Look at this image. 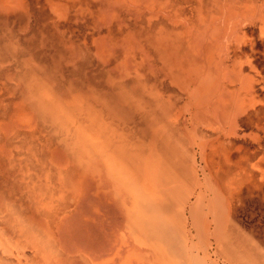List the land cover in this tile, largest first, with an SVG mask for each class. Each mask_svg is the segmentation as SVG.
I'll use <instances>...</instances> for the list:
<instances>
[{
  "label": "bare ground",
  "instance_id": "bare-ground-1",
  "mask_svg": "<svg viewBox=\"0 0 264 264\" xmlns=\"http://www.w3.org/2000/svg\"><path fill=\"white\" fill-rule=\"evenodd\" d=\"M156 42L160 44V53L163 55L164 51L166 58L167 44H163L162 40ZM171 45L175 46V53L172 54L177 60L174 66L173 55L169 52L170 61H167L175 70L169 71L168 75L175 88H179V120L166 121L165 103L152 93V89H146L142 84L143 63L135 58L132 60L135 74L131 76L128 71L125 77L130 75V82L138 83L137 89H129L128 84L120 82L111 90L104 85L88 92H80L81 82L75 85L72 79L64 84L58 81L53 73L62 70L59 60L53 59L52 66L40 63L33 66L29 64L31 61L25 59L26 65H21L20 72H12L15 69L10 67L5 70L7 74L13 73L14 80L18 81L20 88L23 87L15 105L6 108L4 115L0 111V128L3 123L11 131V134L6 133L8 137H5V142L10 147L15 146L12 139L19 134L15 125L36 131L52 124L51 129H55L58 135L54 134L56 140L53 136L49 141H55L71 151V148L81 150L79 162L83 158L85 171H89L90 163L87 162L92 160L93 146L129 145L132 158L128 164L129 167L132 164L130 176L133 177V181H129L136 184L135 178L143 177L144 193L150 192V195L146 193L144 196L141 207L143 216L149 218L144 221L145 225L148 229L152 227L147 239L151 240L149 243L152 245L153 241H164V248L169 249L165 252L174 262L171 264H264L258 251L248 246L240 234H235L232 218V202L242 190L247 188L251 191L258 187L264 191V94H254L256 78L249 74L246 85L250 92L243 100L239 93L240 84L237 85L235 80L228 85L231 94L226 99L218 100L220 98L215 97V92L210 89L212 83L220 79L217 70L205 77L200 64L194 70L186 69L178 56V44ZM254 45L252 38V50ZM215 54L219 55L217 52ZM3 56L4 60L13 55ZM258 61L254 68H261L264 73V53L263 59ZM80 71L85 73L83 69ZM228 78L233 79L230 75ZM109 79L107 76L106 80ZM251 82L254 85L250 86ZM172 93L177 100L176 92ZM206 98L218 103V108L227 111L231 118L222 120L221 124L212 121V116L207 115ZM187 126H190L189 131ZM236 126L251 130L242 136L244 139L249 137L250 142L238 144L233 140ZM32 132L31 138L34 135ZM0 135H4L1 130ZM30 145L35 158H40L41 172L45 174V181L34 185L30 192L38 195L37 199L42 204L41 213L49 222V231L43 235L28 224L22 228L27 223L25 218L18 224L8 222L9 219L4 222L12 229H21L26 242L33 233L38 243L45 244L44 249L51 260L52 256L58 254L54 229L69 211L67 198L76 196L77 182L82 178L79 175L73 180L74 183L65 182V171L57 170L56 165L45 156L44 150L34 142ZM69 154L72 156V153ZM34 159L28 161L35 167ZM69 160L66 156L64 162ZM114 179L116 183L120 182L118 176ZM175 185L180 188L179 197L172 200L169 190ZM158 192L161 194L155 200L153 195ZM133 202L135 204L137 200ZM7 209L8 217H20L16 215L17 208L9 205ZM158 224L160 227L155 228ZM157 252L160 251H154ZM2 263L13 264L0 260Z\"/></svg>",
  "mask_w": 264,
  "mask_h": 264
},
{
  "label": "rangeland",
  "instance_id": "rangeland-1",
  "mask_svg": "<svg viewBox=\"0 0 264 264\" xmlns=\"http://www.w3.org/2000/svg\"><path fill=\"white\" fill-rule=\"evenodd\" d=\"M161 26L165 27L168 36L178 34V38H174L187 58L185 68L194 67L197 57H214L212 52L209 53L212 49L221 52L225 65L228 64V75L235 79L243 73H251L250 66L263 59L264 0H0L2 115L6 108L15 105L23 88L14 80L13 73H6L9 67L15 69L12 72H20L26 65L25 59L33 66L39 63L52 66L53 59L59 60L62 70H57L54 76L60 83L72 79L76 85L90 82L94 75L99 76L104 71L118 76L119 70L129 71L133 76L135 67L131 59L134 57L146 66L143 75L148 76L154 67L145 40L156 39L161 34ZM254 37V56L250 57L252 64H249L246 56L250 45L246 44L243 50L240 48ZM174 38H170V44L174 43ZM173 48L174 45L168 46L170 53ZM2 54L13 56L3 60ZM124 54L128 56L124 67H115L118 64L116 57ZM239 68L244 72L234 73ZM252 85L254 82L250 83ZM206 104L208 117L212 116V121L221 124L223 113L218 103L209 99ZM15 128L19 134L12 139L13 147L5 142L6 133L11 134L8 126L2 123L0 128L4 134L0 135V260L13 264L122 262L127 249L119 237L126 238L124 221L106 194L98 193V177L96 181L92 178L85 180L75 209L54 231L58 254L51 260L44 249L45 244L38 243L33 233L26 242L21 229H12L4 222L9 219L8 222L18 224L25 218L38 225V231L43 235L48 231L49 222L41 213L38 195L30 192L34 185L45 181L41 160L32 154L30 144L34 142L39 148L51 152L53 146L49 148L48 144L53 130L49 126L36 131L21 125H15ZM30 131L34 133L33 138L29 137ZM250 131L245 126H236L233 140L238 144L250 142L249 137H242ZM30 159H34L35 167L28 161ZM51 161L53 164L63 163L64 156L55 151ZM104 185L101 191L108 190L106 182ZM232 203L235 234H240L264 260V191L258 187L251 191L245 188ZM9 205L17 208L16 215L20 217L6 215ZM126 244L130 242L127 240ZM118 249H121L122 257L109 260Z\"/></svg>",
  "mask_w": 264,
  "mask_h": 264
},
{
  "label": "crops",
  "instance_id": "crops-1",
  "mask_svg": "<svg viewBox=\"0 0 264 264\" xmlns=\"http://www.w3.org/2000/svg\"><path fill=\"white\" fill-rule=\"evenodd\" d=\"M160 30H161L160 31L161 34H158L156 36V39L154 38L150 40L147 38L144 44L145 47L147 48L148 54L150 56H153L151 63L155 71L152 70L150 75L144 76L143 69L146 68V66L142 64L141 74L144 76L142 78V81H143L142 84L146 86V89H152V93L156 94L157 97L160 98L165 103L164 107L167 110V112L165 111L166 113L165 118H166V121L169 122V121H173V119L179 120V118H181L180 117L181 101H180L179 88L178 89L175 88V86L171 82L172 80L169 78L170 76L168 75L169 71L175 70L174 67L171 68V64H169L168 62L170 61L168 46H171V44L169 43V40L172 37L178 38V34L171 35V36L166 35L165 27L163 26L160 27ZM251 39H249L248 42H246L245 44H242L243 47L241 46L240 49L243 50L246 44L250 45ZM157 40H160V41L162 40L163 44H167L166 49L168 51V56L166 58L164 56V51H163V55L160 53V44L156 42ZM255 40L256 38L254 37L253 41L255 42ZM176 42L177 40L174 38L173 44H178ZM178 46H179V48L177 49L179 51L178 56L181 59L182 65L184 66V64L186 63L185 60H187V58L185 57V54L183 50L181 49V46L179 44ZM6 48L8 49L9 47H6ZM172 51L174 54L175 46L172 49ZM210 52H212V54H214L215 56L214 57L210 56L209 58L207 56L206 58H203V59H201V57L200 58L197 57L198 59H197L195 66L194 67L191 66L186 69L194 70L195 68H198L197 66L200 64V68L202 67L203 69L202 71L204 73L203 75L205 77H207L209 73L210 75L212 73H215L217 70L218 74H220V79L219 81L212 83V88L210 87V89H212V91L215 92L216 94L215 97L220 98L219 100L223 98L226 99L230 95V92L228 91V85L231 84L235 80L237 85L240 84L241 90L239 91V93L241 94L242 100H243V98L246 97V94L250 92V90L247 89V85H246L247 84L246 79L247 78L249 79L248 77L249 74L254 75L256 78L255 86L256 85L257 86L256 88L254 87V89L256 90L254 94L255 95L264 94V73L262 72L261 68H258L257 70H255L254 65H251L250 66L251 73L250 72L243 73V75L237 76L235 79L233 78L230 82L228 78L229 76L228 75L229 73L228 64L225 65V60H224V57L221 56V52L213 51L212 49H210L209 53ZM215 52L219 53V55H216ZM252 56H254V50H252L250 46V52H248L246 56L247 57L246 60L249 62V64H252V60H250V57ZM127 57L128 56L126 54L121 55L120 57L117 56L116 63L118 64H116L115 67L123 68L124 63L127 61ZM133 58L131 59V64H132ZM176 60H177L176 57L173 55L172 64L174 66H175ZM120 62H123V64L119 65ZM238 70L236 72L234 71V73H239V72L242 73L241 71H243L242 68L241 69L239 68ZM120 72L122 73V75L120 74ZM127 73L128 71L124 72V71L119 70L118 72V74H120L119 76L117 74L115 75L111 74L110 71H104V73L103 74L101 73L99 76L94 75L92 81L87 82V83L81 82L80 90L82 91L80 92L95 91V89L100 88L101 86H104V85H107V89L111 90L112 88L116 86L115 84L120 83V82L126 85L128 84L129 89L130 88L132 90L137 89L138 83H131L129 79L130 75L129 77H125V74ZM107 76H109L110 78L108 80L109 82L106 80ZM261 76H263V78H261ZM96 77H99V80L96 81ZM180 86H181V82H180ZM172 92H176V95H178L177 100H175V97H174L175 94L173 95ZM242 93H244L245 96H243ZM94 94L95 93H93L92 95ZM249 96H251V94ZM208 101H209L208 98L204 99L205 105H207L206 102ZM221 112L223 113L221 121L228 120L231 118L230 115H228L227 111L224 112L223 110H221ZM52 126H53L52 124H49V127H52ZM189 127L190 126L187 127L188 131H189ZM52 134L53 136L54 134L58 135V133H55V129H53ZM54 138L56 140L57 137L54 136ZM50 145L53 146V148L51 149L52 151L51 152L49 151L50 153L44 150V153H46L45 156L49 158V162H52L51 159H53L55 151H59V153L63 154L64 159L66 156H68V158L70 159L68 162H63L59 164L54 163L56 165L57 170L60 169L61 171H65L64 177L66 178V180L64 181L71 184V182L74 183V181L77 179L79 175H81V178H82L80 182H77L79 184V187H78V193L76 194V196L70 195L67 198L70 208H69V211L63 215L62 219L66 217L68 213H71L75 209L82 195L85 180L88 178H92L93 180L96 181L98 177L99 179L97 181L98 182L97 188H99L98 193L104 192L106 194L107 198L120 211L123 221H124L123 232L126 238H124L123 235L119 237L121 239V243H124L122 244V246H125L127 249L124 255L125 259L119 264H133V262L134 264H171V263H174L172 262L173 260L170 261L167 253L165 252L167 250L169 251V249L167 247L166 249L164 248L163 240L161 242L153 241L154 245H152L149 243V241L151 242V240L149 239L148 241L147 239V237L149 238L147 233L151 231L152 227L148 229V226L145 225L144 221L149 220V218H145V216H143V210H141V207H143V204H144V201L142 200L144 199V196H146L147 192L144 193L145 187H143L144 185L143 177H140V179L136 177L135 178V182H137L136 184H132V182L129 181V180L133 181L132 175L130 176V172H131L130 167L132 166V164L130 167L128 164V162L132 158V155H129L132 152V149L130 148L131 146L129 145L124 146L122 144L120 146L103 145L102 146L103 148H101L100 146L95 148L93 146L91 150L93 154V156L91 157L92 160L87 162V163H90V167L87 169L89 171H85L86 167H85V162L83 158H81L82 162H79V154H82L81 150H78L76 148H71L72 149L71 151L68 148H64L63 146L58 145L55 141L53 143L49 141V144H48L49 148H50ZM69 153H72L71 154L72 156H70ZM127 164H128V167H127ZM126 168L128 169L127 171H126ZM116 176H118L120 179L119 180L120 182L118 183H116L114 179V177ZM104 182H106L108 190L103 189V191H101L102 189L100 188L105 186ZM179 189L180 188L178 185H175L173 186V188H170L169 191H170L172 200H177L176 198L179 197V192H178ZM160 194L161 192H158L157 195H153V197H155V200H157ZM147 195H150V192H148ZM134 199L137 200L135 204L133 202ZM170 211H169V216H171ZM61 220L59 224L56 226V228L54 229V231L59 227ZM26 221L27 223L23 224L22 228L24 226H27L28 224L29 226L33 227V230L35 229L39 230L38 225L32 224L30 220H26ZM159 227H160L159 224L155 226V228H159ZM174 231H178V230L175 229ZM127 240L133 246L130 244H126ZM55 244H56V237H55ZM131 246L132 248H130ZM154 251H160V252L159 253L157 252L158 253L157 254V253H154ZM121 254H122L121 249H118L116 253L114 254V257L111 259L109 258V260L121 258L122 257Z\"/></svg>",
  "mask_w": 264,
  "mask_h": 264
}]
</instances>
